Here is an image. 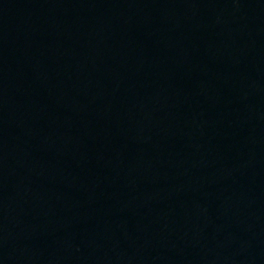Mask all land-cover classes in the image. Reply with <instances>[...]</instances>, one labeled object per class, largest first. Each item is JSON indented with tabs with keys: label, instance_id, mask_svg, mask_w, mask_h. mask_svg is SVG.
Instances as JSON below:
<instances>
[{
	"label": "water",
	"instance_id": "1",
	"mask_svg": "<svg viewBox=\"0 0 264 264\" xmlns=\"http://www.w3.org/2000/svg\"><path fill=\"white\" fill-rule=\"evenodd\" d=\"M0 264H264V0H0Z\"/></svg>",
	"mask_w": 264,
	"mask_h": 264
}]
</instances>
